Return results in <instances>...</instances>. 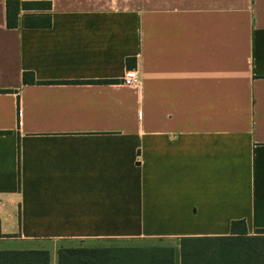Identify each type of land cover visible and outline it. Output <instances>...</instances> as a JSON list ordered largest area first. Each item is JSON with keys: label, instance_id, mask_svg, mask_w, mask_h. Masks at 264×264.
<instances>
[{"label": "crops", "instance_id": "obj_1", "mask_svg": "<svg viewBox=\"0 0 264 264\" xmlns=\"http://www.w3.org/2000/svg\"><path fill=\"white\" fill-rule=\"evenodd\" d=\"M6 1L0 251L264 230V0Z\"/></svg>", "mask_w": 264, "mask_h": 264}, {"label": "trees", "instance_id": "obj_2", "mask_svg": "<svg viewBox=\"0 0 264 264\" xmlns=\"http://www.w3.org/2000/svg\"><path fill=\"white\" fill-rule=\"evenodd\" d=\"M50 2L7 0L5 24L17 27L20 10H49ZM49 17H26L25 28H47ZM23 83H33L32 73L22 75ZM1 237V233H0ZM178 264H264V230L247 235L243 221L231 223L228 236L182 237L178 244ZM0 264H50L46 250H2ZM56 264H175L173 247L60 248Z\"/></svg>", "mask_w": 264, "mask_h": 264}, {"label": "rangeland", "instance_id": "obj_3", "mask_svg": "<svg viewBox=\"0 0 264 264\" xmlns=\"http://www.w3.org/2000/svg\"><path fill=\"white\" fill-rule=\"evenodd\" d=\"M253 236V235H251ZM119 243H117V245H114L113 247H119L120 245H118ZM166 246V247H173L175 250V264H178V243L176 242H169V243H165V242H158L156 240H149L148 242H146L144 245H136V246H140V247H151V246Z\"/></svg>", "mask_w": 264, "mask_h": 264}, {"label": "built area", "instance_id": "obj_4", "mask_svg": "<svg viewBox=\"0 0 264 264\" xmlns=\"http://www.w3.org/2000/svg\"><path fill=\"white\" fill-rule=\"evenodd\" d=\"M122 84L127 87H134L139 84V76L136 70H127L122 78Z\"/></svg>", "mask_w": 264, "mask_h": 264}]
</instances>
